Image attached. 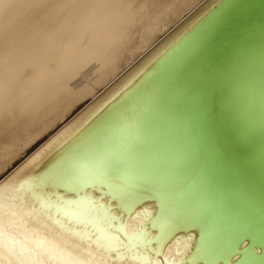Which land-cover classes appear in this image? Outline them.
Wrapping results in <instances>:
<instances>
[{
	"label": "bare ground",
	"instance_id": "6f19581e",
	"mask_svg": "<svg viewBox=\"0 0 264 264\" xmlns=\"http://www.w3.org/2000/svg\"><path fill=\"white\" fill-rule=\"evenodd\" d=\"M205 1L0 0V191L31 252L71 226L112 256L131 216L127 264H264V65L193 66L222 16L124 75Z\"/></svg>",
	"mask_w": 264,
	"mask_h": 264
},
{
	"label": "water",
	"instance_id": "95a60500",
	"mask_svg": "<svg viewBox=\"0 0 264 264\" xmlns=\"http://www.w3.org/2000/svg\"><path fill=\"white\" fill-rule=\"evenodd\" d=\"M222 16L225 18L220 22L223 23V29L220 33L214 35L215 39H212L216 49L209 56H201L195 59L193 66L195 68H212L213 64L209 66L208 63L213 61L212 56L215 54V59L218 62V70H213L217 71L214 73L215 80L218 75L222 78L224 75L230 74V77H232L242 70L247 71V66H250L252 62H257L258 67L264 65V0H206L124 75L133 73L147 60L154 58L155 61V58H158L160 54L163 55L170 47L180 45L193 32L197 31L200 34L203 30L201 28L205 29L210 23L219 21ZM220 36L221 40L218 39V42L217 38ZM184 43H182V47H184ZM124 75L117 82L125 77ZM201 75L202 73H200L199 80ZM195 78L197 79V75ZM117 82L113 85H116ZM50 141L40 146L33 156L40 152ZM18 169L9 174L6 179Z\"/></svg>",
	"mask_w": 264,
	"mask_h": 264
},
{
	"label": "snow or ice",
	"instance_id": "6c2138e0",
	"mask_svg": "<svg viewBox=\"0 0 264 264\" xmlns=\"http://www.w3.org/2000/svg\"><path fill=\"white\" fill-rule=\"evenodd\" d=\"M34 217V213L25 212L19 195L14 200L11 197L5 200L3 191H0V264H117L122 254L126 257L127 264L129 254L141 239L143 231L136 226V221L131 216L128 217L129 223L118 224L116 228L117 234H123L125 237L124 243L127 247L109 249L113 255L100 258L94 256L89 250L91 246L85 245L70 226L68 230L57 233L58 248L54 254L39 256L11 235L10 225L17 218L31 221ZM96 247L99 248L100 245Z\"/></svg>",
	"mask_w": 264,
	"mask_h": 264
}]
</instances>
